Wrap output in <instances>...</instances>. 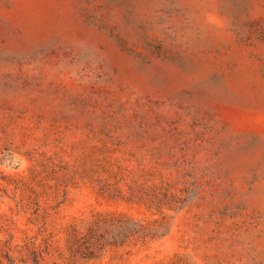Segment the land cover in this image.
<instances>
[{
  "label": "rangeland",
  "instance_id": "rangeland-1",
  "mask_svg": "<svg viewBox=\"0 0 264 264\" xmlns=\"http://www.w3.org/2000/svg\"><path fill=\"white\" fill-rule=\"evenodd\" d=\"M178 261L264 264V0H0V264Z\"/></svg>",
  "mask_w": 264,
  "mask_h": 264
},
{
  "label": "trees",
  "instance_id": "trees-1",
  "mask_svg": "<svg viewBox=\"0 0 264 264\" xmlns=\"http://www.w3.org/2000/svg\"><path fill=\"white\" fill-rule=\"evenodd\" d=\"M102 219L104 220V221H106L105 219H106V217H102ZM119 221V224L120 225H122L123 224V222H122V220L120 219V220H118ZM122 223V224H121ZM99 224H98V222H96V221H94L91 225H90V227H89V234H90V237H93V235L95 234V232H96V226H98ZM143 228H145L144 226H142L141 224H137L136 222H132L131 224H130V226L128 227V231H126V232H124L123 234H122V238L120 239V240H115V243H119V244H122V243H124L128 238H129V236H131V235H134L135 233H137L140 229H143ZM174 264H188V263H184V262H175Z\"/></svg>",
  "mask_w": 264,
  "mask_h": 264
}]
</instances>
